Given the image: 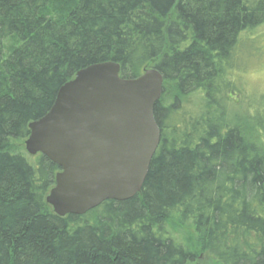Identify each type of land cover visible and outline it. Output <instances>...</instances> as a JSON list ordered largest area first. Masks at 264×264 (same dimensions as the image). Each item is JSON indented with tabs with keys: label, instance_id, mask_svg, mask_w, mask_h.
Returning a JSON list of instances; mask_svg holds the SVG:
<instances>
[{
	"label": "trees",
	"instance_id": "obj_1",
	"mask_svg": "<svg viewBox=\"0 0 264 264\" xmlns=\"http://www.w3.org/2000/svg\"><path fill=\"white\" fill-rule=\"evenodd\" d=\"M261 27L264 0H0V264H264V105L251 116L261 152L225 108L211 116ZM107 62L125 80L162 76L159 145L133 198L59 218L45 202L59 167L21 147L62 85ZM193 95L202 110L179 112Z\"/></svg>",
	"mask_w": 264,
	"mask_h": 264
},
{
	"label": "water",
	"instance_id": "obj_2",
	"mask_svg": "<svg viewBox=\"0 0 264 264\" xmlns=\"http://www.w3.org/2000/svg\"><path fill=\"white\" fill-rule=\"evenodd\" d=\"M119 70L107 62L78 71L28 125L25 151L60 169L45 199L59 218L129 200L145 180L160 141L153 111L163 79L153 68L131 80Z\"/></svg>",
	"mask_w": 264,
	"mask_h": 264
},
{
	"label": "rangeland",
	"instance_id": "obj_3",
	"mask_svg": "<svg viewBox=\"0 0 264 264\" xmlns=\"http://www.w3.org/2000/svg\"><path fill=\"white\" fill-rule=\"evenodd\" d=\"M249 33L248 37L252 39L250 42L253 44L251 47L247 45L246 50L243 49V52L246 51L248 56L243 58V66L235 71L233 77V82L236 84L238 91H235V96L230 102L213 111L211 116L220 119L218 116H223V109L225 108L226 117L229 121L225 119L222 122L227 123L229 126H235L240 131L243 129L241 132L245 144L250 149L261 152L259 150L261 149L260 142L257 141L254 134L256 131H254L255 129L251 124V116L256 113L255 107L264 105V27L257 28ZM170 100L171 98L166 100L167 107H169ZM179 106H181L179 112L186 110L196 115L197 111L202 110V99L199 95H193L184 99ZM21 148L25 152L24 143ZM169 225V230L175 238L185 247L187 246L190 250L196 252V246L192 244L194 233L190 226L188 224H177V219H173ZM197 262L199 264H210L208 257L203 255L198 256Z\"/></svg>",
	"mask_w": 264,
	"mask_h": 264
},
{
	"label": "bare ground",
	"instance_id": "obj_4",
	"mask_svg": "<svg viewBox=\"0 0 264 264\" xmlns=\"http://www.w3.org/2000/svg\"><path fill=\"white\" fill-rule=\"evenodd\" d=\"M26 152V151H25ZM27 153V152H26ZM28 154V153H27ZM30 156V155H29ZM31 157H34V156H31Z\"/></svg>",
	"mask_w": 264,
	"mask_h": 264
}]
</instances>
